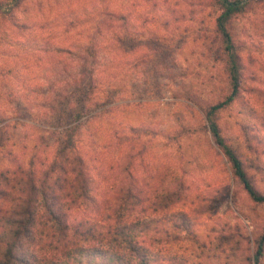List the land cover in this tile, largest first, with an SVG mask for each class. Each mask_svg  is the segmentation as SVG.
Returning a JSON list of instances; mask_svg holds the SVG:
<instances>
[{
    "label": "rangeland",
    "instance_id": "obj_1",
    "mask_svg": "<svg viewBox=\"0 0 264 264\" xmlns=\"http://www.w3.org/2000/svg\"><path fill=\"white\" fill-rule=\"evenodd\" d=\"M104 6L124 19L107 27ZM215 11L213 0L20 1L0 19V123L11 151L0 165L49 156L72 102L82 101L77 150L91 167L97 210L122 181L152 196L176 176L186 190L172 209L185 211L188 227L165 224L174 234L155 250L178 259L161 264H264V245L253 258L264 204L231 176L205 127L208 105L230 91ZM228 28L241 58L240 97L215 118L226 142L259 163L249 172L263 190L264 150L248 151L243 134L264 117V0H248Z\"/></svg>",
    "mask_w": 264,
    "mask_h": 264
},
{
    "label": "trees",
    "instance_id": "obj_2",
    "mask_svg": "<svg viewBox=\"0 0 264 264\" xmlns=\"http://www.w3.org/2000/svg\"><path fill=\"white\" fill-rule=\"evenodd\" d=\"M20 1L0 0V19L5 15L11 18ZM213 1L216 5L214 31L230 91L208 105L204 114L205 127L229 165L231 176L250 200L264 204V188L256 187L249 172V168L259 167V163L248 155L242 156L226 142L215 118L220 108L240 97L241 58L228 25L234 15L244 11L248 0ZM100 13L107 27L124 19L111 7L104 6ZM20 25L15 24L16 28ZM111 35L118 40L114 28ZM83 103L72 102L70 123L54 140L49 156L34 161L32 154L25 165L13 158L8 166L0 165V264H161L162 261H177L174 256H162L155 248L174 234L165 224L188 227L185 211L172 209L186 188L174 176L167 188L152 196H141L135 192L134 184L126 180L116 185L112 203L103 211L97 210L91 167L84 154L77 150L81 117L87 105ZM255 110L258 112L257 107ZM258 119L259 122L244 125L245 147L250 152L264 150L263 114ZM250 129L254 131L250 133ZM6 130L5 124L0 123V158L11 156V151L4 150L9 138ZM262 165L264 169V163ZM257 237L254 262L264 245V227Z\"/></svg>",
    "mask_w": 264,
    "mask_h": 264
}]
</instances>
